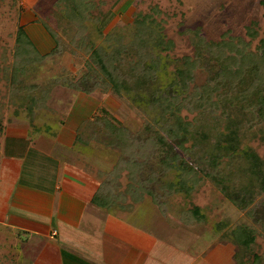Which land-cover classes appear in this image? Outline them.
<instances>
[{
    "label": "rangeland",
    "instance_id": "1",
    "mask_svg": "<svg viewBox=\"0 0 264 264\" xmlns=\"http://www.w3.org/2000/svg\"><path fill=\"white\" fill-rule=\"evenodd\" d=\"M179 22L187 27L199 26L206 38L214 40L230 29L232 34L248 40L247 49L252 54H258L257 45L264 36V6L260 0H0V119L3 125L0 132V210L5 204L9 209L15 207L8 206L6 199L11 193L15 194L11 189L16 188L24 190L30 200L45 203L44 207L49 208L47 199L55 190L56 160L60 158L70 171L74 168L71 165L75 164L101 183L105 173L117 166L125 153L122 149L125 145L120 142L124 129L137 140L145 135L144 124L147 121L154 123L150 113L140 109L130 97L138 88L135 83L140 65L153 66L160 54L193 55L188 39L178 32ZM19 25L24 27L41 55L31 63L22 64L14 55ZM248 25L255 30L253 38L246 35ZM113 30L116 34H112ZM155 30L164 34L165 41H173L170 50L149 39L148 35L151 38ZM93 40L102 46L96 60L91 56ZM16 63L22 64V73L13 84L12 67ZM109 75L114 80L128 81L132 93L122 91L121 95H115L111 90H100L105 80L112 84ZM208 76L205 71L198 70L194 75L195 84L204 83ZM22 85L34 87L39 96L46 95L40 101L42 104L35 121L36 125L47 124L51 129L49 132L41 126L40 133H33L23 116H16L14 110L18 101L15 94ZM13 86H16L14 91ZM82 87L92 89L87 92ZM180 114L184 116L187 110L182 109ZM187 115L191 118L193 113ZM98 118L106 121L97 122L95 131L83 122L91 119L96 122ZM60 121L65 125L59 129ZM107 121H112L110 123L117 131L111 133L106 127ZM75 129L80 141H72L70 145L53 141L54 134L60 130H64L62 136L69 141L66 134L70 131L72 137ZM52 131L54 134H50ZM103 132L108 135L102 136ZM242 138L243 146L264 164V120L245 130ZM132 149L136 150V146ZM146 162L135 179L154 193V201L144 192L145 199L135 204V211L112 212L126 213L123 218L131 221L132 229L140 222L144 224L147 228L143 232L145 240L158 246L157 252L149 253L150 259L171 264H181L187 258L193 260L192 264H239L245 248L233 242L229 231L241 224L254 228L256 249L264 251V187L255 177L248 173L235 175L237 183H245L244 194L251 193L249 203L240 209L210 180L186 196L171 191L163 186V179L171 178L172 173L164 174L160 179L158 161L153 158ZM119 180L122 184L119 189L123 190L128 180L125 171ZM32 193L35 196H31ZM16 196L22 197L18 192ZM22 199L31 204L26 197ZM119 201L120 205L126 204L129 197ZM192 206L201 209L204 220L191 216L188 209ZM29 215L39 221L37 214ZM152 228L158 236L150 234ZM14 234L0 230V264H7L10 258L15 261L12 263L30 264L38 238L24 237L29 235L24 232L16 236L15 240L26 241L18 247L17 254L14 246L10 247ZM88 240L85 237L82 244L78 242L79 246L73 247L72 254L83 257L85 247L91 243ZM120 240L115 235L112 242L121 244ZM178 245L185 247L187 252L181 253L184 249L180 251ZM63 251L67 256L70 248L64 247Z\"/></svg>",
    "mask_w": 264,
    "mask_h": 264
},
{
    "label": "trees",
    "instance_id": "2",
    "mask_svg": "<svg viewBox=\"0 0 264 264\" xmlns=\"http://www.w3.org/2000/svg\"><path fill=\"white\" fill-rule=\"evenodd\" d=\"M260 2L264 6V0ZM178 25L179 34L186 37L193 47V55L160 54L153 66L140 65L135 83L138 88L136 94L130 97L140 109L150 113L154 123L147 121L142 128L145 135L137 140L134 139L135 135L128 134L124 129L120 142L125 145L122 148L125 153L120 157L119 164L105 173L93 195L92 201L98 206L110 210L127 208L145 199L144 192L154 201V193L135 179L146 161L153 158L161 167L157 172L160 179L164 174L172 173L171 178L163 179V186L185 196L204 181L210 180L227 199L244 209L251 199V193L244 194L245 183H237L235 175L248 173L264 187L263 161L243 146L242 138L245 130L264 120V36L259 39L258 54H252L247 49L248 40L232 34L230 29L214 40L206 38L199 26L187 27L183 22ZM154 33L151 38L148 35L152 42L164 44L167 50L173 47L171 39H163V33L156 30ZM112 34H116L115 30ZM246 35L249 38L255 36L251 25L246 26ZM93 42L95 45L91 56L96 60L102 46L96 40ZM14 55L22 64L41 57L22 25L17 29ZM20 63L12 67L13 84L22 73ZM198 70L209 75L204 83L195 84L194 75ZM109 78L112 84L105 80L100 90H111L115 95H121L122 91L132 93L128 89V81L114 80L110 75ZM15 88L13 86L12 90ZM91 89L83 88L87 92ZM17 91L16 116H23L33 133H40L43 127L49 132L51 129L47 128V124L43 123L41 127L35 121L42 104L40 101L46 95H37L35 88L28 85H22ZM182 109L187 110V114L193 113V116H181ZM101 120L106 121L98 118L96 122L92 119L83 122L95 131L97 122ZM110 122H105L108 130L111 133L117 131ZM2 129L0 119V132ZM50 134H54V131ZM101 135L106 137L108 133ZM133 146H136V150L132 149ZM123 171L128 180L124 189L120 190L122 184L119 178ZM126 197H129V201L120 205L119 200ZM188 212L201 220L205 218L198 206L190 207ZM229 233L234 243L245 248L239 264H264V251L259 252L256 249L258 244H254V228L241 224L231 228Z\"/></svg>",
    "mask_w": 264,
    "mask_h": 264
},
{
    "label": "crops",
    "instance_id": "3",
    "mask_svg": "<svg viewBox=\"0 0 264 264\" xmlns=\"http://www.w3.org/2000/svg\"><path fill=\"white\" fill-rule=\"evenodd\" d=\"M63 125H65V122L62 121L58 125L59 129ZM64 133V130H60L58 134H54L53 141L57 144L67 142L69 145L72 144V141H79L76 129L75 135H73L74 139L73 136H70V131L66 134L70 137L69 141L62 136L65 135ZM61 159L56 160L57 170L55 173L57 174V181L52 196L47 199L50 202L49 208L44 207L45 203H36L30 200L24 190L16 188L11 189V191H15V194L12 195L11 193V197L6 200L8 206L14 205L19 209V212H14L15 207L12 209L7 208L6 204L0 210L2 211L0 212V230L6 229L8 233L10 231L15 233L13 243L11 245L9 243V245L10 247L14 246L16 253L20 250V248L18 250V247L23 243L25 244L26 241L20 238L15 240V238L24 232L29 234L24 237L34 236L39 241L34 247L36 249L35 255L30 259V264H171L159 259L156 261L150 259L149 253L157 252L158 246H155L149 240H145L143 232L147 228L144 227L142 222L135 225L136 229H132V225L129 224L131 221L127 222L128 219L123 218L126 213L115 214L112 212L114 210L93 203V195L100 185L98 178L91 176L86 170L82 171L83 168L77 167L75 164L71 165L74 168H70V171L67 169V163ZM75 173L82 175L74 177L73 174ZM17 192L22 197H17ZM23 196L26 197V200L31 201V204L23 201ZM31 196L35 195L32 193ZM18 199H21L20 202ZM1 204L2 201L0 200ZM134 206L115 208V210L132 212L136 210ZM20 209L24 213H20ZM29 214H37L39 221L34 220L33 216L31 217ZM150 234L158 236L154 228L150 230ZM115 235L121 238V244L114 245L112 241ZM85 237L91 242V246L85 247V254L88 251V255L84 254L85 257L81 255L83 256L81 258L76 255V257L72 254L73 247L79 246L78 242L82 244ZM105 242L109 245L108 247H106ZM64 247L70 248L67 256L63 251ZM184 248L179 246L180 251ZM186 252L185 249L181 251V253ZM105 257L112 259V261L108 258V260L105 259ZM21 260L19 259L20 262ZM192 261L191 258H187L181 264H192ZM12 262L15 261L10 258L6 263L19 264L18 261L17 263Z\"/></svg>",
    "mask_w": 264,
    "mask_h": 264
}]
</instances>
